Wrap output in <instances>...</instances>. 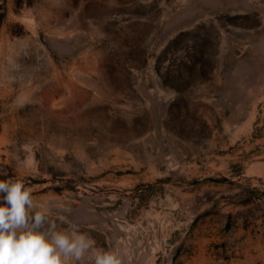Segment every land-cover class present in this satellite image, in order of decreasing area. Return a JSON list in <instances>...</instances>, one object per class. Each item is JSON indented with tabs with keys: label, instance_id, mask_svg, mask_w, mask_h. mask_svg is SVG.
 I'll list each match as a JSON object with an SVG mask.
<instances>
[{
	"label": "rangeland",
	"instance_id": "obj_1",
	"mask_svg": "<svg viewBox=\"0 0 264 264\" xmlns=\"http://www.w3.org/2000/svg\"><path fill=\"white\" fill-rule=\"evenodd\" d=\"M8 178L124 264H264V0H0Z\"/></svg>",
	"mask_w": 264,
	"mask_h": 264
},
{
	"label": "clouds",
	"instance_id": "obj_2",
	"mask_svg": "<svg viewBox=\"0 0 264 264\" xmlns=\"http://www.w3.org/2000/svg\"><path fill=\"white\" fill-rule=\"evenodd\" d=\"M67 211V209H65ZM22 180L0 179V264H124L75 224L58 227Z\"/></svg>",
	"mask_w": 264,
	"mask_h": 264
}]
</instances>
